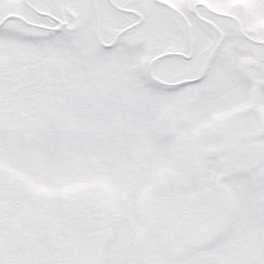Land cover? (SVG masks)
Returning <instances> with one entry per match:
<instances>
[{"label":"snow or ice","instance_id":"obj_1","mask_svg":"<svg viewBox=\"0 0 264 264\" xmlns=\"http://www.w3.org/2000/svg\"><path fill=\"white\" fill-rule=\"evenodd\" d=\"M0 264H264V0H0Z\"/></svg>","mask_w":264,"mask_h":264}]
</instances>
